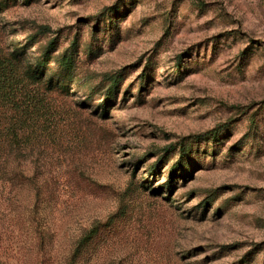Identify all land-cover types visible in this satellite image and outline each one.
I'll use <instances>...</instances> for the list:
<instances>
[{"label": "rangeland", "instance_id": "obj_1", "mask_svg": "<svg viewBox=\"0 0 264 264\" xmlns=\"http://www.w3.org/2000/svg\"><path fill=\"white\" fill-rule=\"evenodd\" d=\"M51 41L44 79L75 68L39 98L75 151L38 228L0 148V264H66L95 226L79 264H264V0H0L4 78Z\"/></svg>", "mask_w": 264, "mask_h": 264}, {"label": "trees", "instance_id": "obj_2", "mask_svg": "<svg viewBox=\"0 0 264 264\" xmlns=\"http://www.w3.org/2000/svg\"><path fill=\"white\" fill-rule=\"evenodd\" d=\"M21 48L19 43L13 45L11 58L13 63L23 65L21 74L23 83L19 84L15 80L16 77L4 78L0 72V98L8 99L11 111L8 121H5L6 124H2L0 120V148L2 152L7 148L15 154H20L24 165L20 173L22 186L29 191L32 201L28 211L31 220L39 224V228L41 209L45 204L51 205L57 201L64 184V175L60 167L69 168L75 151L68 135L59 128L54 111L39 98V83L46 90L59 89L63 92L73 76L75 62L72 53L63 54L57 59V68L44 79V73L48 70L49 54L55 48L54 42H50L48 50L43 55H34L35 60L27 57L25 50ZM122 73L123 69L112 77L111 87L105 92L109 98L113 96V89L120 85ZM33 86L34 91L28 89L34 88ZM102 107L106 111V105ZM207 134L209 132L196 136L202 137ZM1 157L2 155L0 160ZM174 174L175 172L171 173V178ZM96 229L97 226L82 235L68 254L66 264H79L83 261L87 245Z\"/></svg>", "mask_w": 264, "mask_h": 264}]
</instances>
